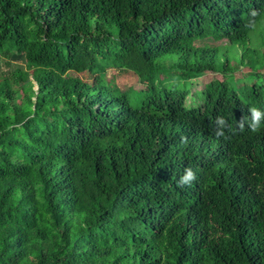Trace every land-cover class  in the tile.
<instances>
[{
	"label": "trees",
	"instance_id": "1",
	"mask_svg": "<svg viewBox=\"0 0 264 264\" xmlns=\"http://www.w3.org/2000/svg\"><path fill=\"white\" fill-rule=\"evenodd\" d=\"M249 106L264 0H0V264H264Z\"/></svg>",
	"mask_w": 264,
	"mask_h": 264
},
{
	"label": "clouds",
	"instance_id": "2",
	"mask_svg": "<svg viewBox=\"0 0 264 264\" xmlns=\"http://www.w3.org/2000/svg\"><path fill=\"white\" fill-rule=\"evenodd\" d=\"M249 115L242 117L240 121H235L236 128H247L250 131L255 132L259 127L264 125V108L249 106ZM232 127L227 118L223 115H217L214 120L213 132L217 137H225L226 131ZM198 171L191 166H186L183 169V173L179 175L176 183L183 186H191L192 183L197 179Z\"/></svg>",
	"mask_w": 264,
	"mask_h": 264
},
{
	"label": "rangeland",
	"instance_id": "3",
	"mask_svg": "<svg viewBox=\"0 0 264 264\" xmlns=\"http://www.w3.org/2000/svg\"><path fill=\"white\" fill-rule=\"evenodd\" d=\"M220 42V41H219ZM225 40H222L220 43H224ZM12 62L14 65L23 66V58L22 55L19 53H14L12 56ZM249 68L247 66H239V68L234 72V77L238 82H241L243 80L242 73L248 71ZM106 76L108 79H113L114 82L120 86L121 88H127L132 87L134 89H138L142 87V84H140L137 79L136 75L132 74L131 72H116L114 69H109L106 73ZM220 74L217 73H210L207 72L203 76L196 78L194 80V84L192 86V89H200L203 87L204 83L209 81L212 78H220Z\"/></svg>",
	"mask_w": 264,
	"mask_h": 264
}]
</instances>
